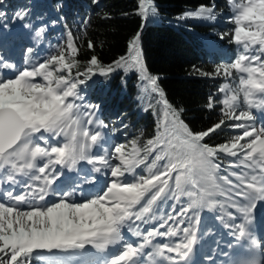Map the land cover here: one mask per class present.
Here are the masks:
<instances>
[{
    "label": "snow or ice",
    "instance_id": "6c2138e0",
    "mask_svg": "<svg viewBox=\"0 0 264 264\" xmlns=\"http://www.w3.org/2000/svg\"><path fill=\"white\" fill-rule=\"evenodd\" d=\"M138 7L144 9L142 15L147 19L144 0H139ZM235 7L238 11L232 20L235 25L232 42L240 46L241 50L233 62L217 66L214 73L202 74L231 76L235 70L241 74L239 91L243 92L249 107H264V100L257 104L252 99L257 93L264 95V61L261 60L264 55V0H246V3L241 0ZM185 15L214 18L212 8L203 5ZM17 17L23 19L21 13H17ZM43 31L42 27L35 35L40 36ZM139 43L140 35L137 33L129 41L127 57H120L114 65L103 66L93 56L87 71L77 73V76H90L94 67L101 75H107L116 68L131 65L143 73V78L154 91H158V77L150 75L143 65ZM255 45H259L255 49L258 55L250 51ZM67 47L69 55L73 57L72 62L66 60L61 50L58 55L49 56L31 71H20L11 79L0 77V170L7 169L3 180L16 184V174L28 175L35 169L30 177L31 182L23 185L24 191L14 194L15 190L12 189L4 193L12 203L0 202V264H31L34 253L40 254L38 258L43 259L45 264H72L73 257L81 259L82 264H95L91 259H84L93 256L91 251L86 250L88 246L105 251L110 245L123 240L122 228L126 222L147 223L146 216L152 219L149 214L158 200L169 196L176 201L180 195L191 197V204L181 207L174 216L162 218L157 227L143 234L137 231L136 235L142 236L141 242L135 245L126 242L121 244V249L115 252L113 258L105 261V264H142L140 258L145 256L144 249L152 246V240L157 236H176L189 208L204 206V196L211 194L209 188L217 187L214 173L221 167L214 162L217 153L237 157L229 167L251 170L231 172L230 175L236 178L235 182L228 175L219 178L229 185L231 206L243 213L244 220L248 221L256 201L264 199V127L257 128L247 123L253 119L249 111L236 113V94L222 101L226 106L224 117L207 130L197 133H193L168 101L163 100V131L155 140L147 141L145 155H140L141 150L135 141L131 142L130 152H125L126 145L120 144L114 148L111 159L119 161L114 164L106 148L102 155L89 153L92 145L102 140L103 136L98 131L90 134L81 124L85 116L88 117L87 124L92 123V113L86 110L81 114L80 105L75 103L80 98L76 91L77 84L85 81L55 76L50 67L56 65L59 70L67 69L70 75L76 63L74 56L78 48L71 40ZM88 47H93L91 41ZM27 51L31 52L32 49ZM5 67L12 65L0 62V68ZM37 76L47 83H33L32 78ZM226 88L227 85L220 90L225 91ZM159 95L163 98V91H159ZM69 97L73 99L70 101ZM206 106L213 107L211 96ZM88 108L94 109L95 106L89 105ZM225 117L236 123L227 125ZM222 126L242 129V133L216 146L203 142L217 130H222ZM45 134H50L53 139L63 136L66 142L62 146H49V135ZM34 141L43 142L44 146ZM153 151H157L154 161L146 164L148 155ZM38 157H46L47 160L37 168L35 161ZM161 160L166 162L157 167L156 161ZM80 161L92 165L93 173H101L102 169H106L104 175L108 179L98 193L78 201L74 198L77 187L61 190L58 186L53 190L51 186L63 175L65 167L75 169ZM57 165L60 166L59 171ZM140 165H146L147 175L136 176L132 181L121 179L125 173L134 174ZM80 179L89 185H95L97 180L94 175L82 176ZM201 179L208 182L207 187L201 184ZM185 184H190L191 190L185 192ZM50 192L57 198L47 200ZM241 198L247 201L246 205L238 202ZM21 205H27V210ZM207 207L211 209L213 204L208 203ZM228 215L235 220L232 213ZM188 219L191 221L189 226L182 229L184 240L174 245H155L153 251L146 254L150 264H156V257H163L168 264H179L180 260L187 259L196 240V226L200 223V217L194 213ZM169 221H173V224L169 225ZM136 227L138 229L139 225ZM224 227L232 229L231 234L237 241L246 237L245 223L224 224ZM161 228H165V231H160ZM165 251L175 253V256H166ZM230 264H260V261L251 254L233 260Z\"/></svg>",
    "mask_w": 264,
    "mask_h": 264
},
{
    "label": "trees",
    "instance_id": "16d2710c",
    "mask_svg": "<svg viewBox=\"0 0 264 264\" xmlns=\"http://www.w3.org/2000/svg\"><path fill=\"white\" fill-rule=\"evenodd\" d=\"M144 2L147 19L142 15L144 9L138 7L139 0H2L0 3V13H3L0 23L7 28L18 26L20 30L16 38L10 39V46L19 43L24 52L29 48L34 52L36 49L31 41L34 33L47 27L44 43L54 47L51 55H58L63 50L66 60L72 62L67 47L72 41L78 53L74 56L76 63L70 75L67 69L59 70L56 65H51L54 75L85 81L77 86L93 84L92 98L104 100V104L100 103L102 120L115 142L126 145L124 151L130 152L131 142L135 141L141 156L145 155L147 141L155 140L163 131V100L168 101L193 133L218 123L226 110L222 101L233 94L237 95L236 113L239 107H245L235 70L231 76L202 74L214 73L217 66L228 64L235 56L234 31L185 15L198 10L201 5L214 9L218 15H228L233 0ZM17 13H21L23 19L18 18ZM137 33L142 63L150 75L158 77V91H154L143 73L131 65L116 68L107 75H101L94 67L90 76H77V73L87 71L93 56L103 66L114 65L120 57H127L129 41ZM89 41L92 48L88 47ZM225 85L226 90L221 91ZM159 91H163V98ZM209 96L212 97V108L206 106ZM225 122L233 124L226 117ZM237 134L241 132L222 126V130H217L203 142L216 146ZM157 151L148 155L146 164L154 161ZM217 157L222 163L230 164L222 155L217 154ZM135 170L139 175H147L146 165Z\"/></svg>",
    "mask_w": 264,
    "mask_h": 264
},
{
    "label": "rangeland",
    "instance_id": "374dc122",
    "mask_svg": "<svg viewBox=\"0 0 264 264\" xmlns=\"http://www.w3.org/2000/svg\"><path fill=\"white\" fill-rule=\"evenodd\" d=\"M238 2H241V0H233L232 9L228 15H224V14L218 15L215 12V10L212 9L214 18H209V19L201 18V22L205 23V24H210V25L215 24V25H219V26L229 27L230 29H232L234 31L235 25L232 22V20H233L234 15L238 11L235 7L236 3H238ZM242 2L246 3V0H242ZM45 31H46V29H44V31L41 33L40 36H36L35 35L36 33H34L33 38L31 39V41H33V47L36 50L34 52H28L27 50L24 52L22 49V45H20L19 43H14L13 46H10L8 44L12 37L16 38L20 34V30L18 29V26L7 29L2 24H0V51H2V53H3L4 49L7 50L6 54L8 56V63L10 64V62H13V61H15V63H16V64L13 63L14 66H16V68H15L16 74L11 78H15L16 75H18V73L20 71H23V70L31 71L34 67L38 66L39 63H42L46 56H49L53 53L54 47L50 43H44L43 35H44ZM236 46H237V49H236L235 56L232 57L231 59H229L228 63L233 62L234 59L237 57L238 52L241 50L240 46H238L237 44H236ZM258 48H259V45H255L253 47V49L250 51L252 52V54L258 55L259 53L255 51V49H258ZM261 60L264 61V55L261 56ZM235 73L238 75V77H240V75H241L240 73H238L236 71H235ZM11 78H9V79H11ZM32 82L37 83V84H46V82L43 80V78L41 76H37V77L32 78ZM89 84H87L85 86L84 85L77 86L76 91L79 93L80 98L76 99L75 103L80 105L79 112L81 114H83L86 110L88 112L92 113V116H91L92 124L95 125V127H98V125L100 126L99 118H101V116H102V109L100 107V103L104 104L105 102L103 99L96 100V99L92 98V93H93L94 87H93V84H90V85ZM68 99L71 101L73 98L69 97ZM252 99L254 101L258 100V99H259V101H261V100H264V95L257 93L254 97H252ZM235 104L236 103L234 102V105ZM89 105H94L95 108L94 109L88 108ZM239 109L240 110L237 112V114L241 111H249L251 113L253 119L251 121H248L247 123L255 125V127H257V128L262 124V121L259 118H257V112L258 111H257V108H255V106L249 107L248 103L246 102L245 107H239ZM87 119H88V117H86V116L82 118V120H81L82 126L86 127ZM233 123H236V121H233ZM90 125L91 124H87L88 131H90ZM263 127H264V125H263ZM235 130H239L242 133V129H235ZM94 132H96V131H93L91 133H94ZM103 133H104V137L107 140V142H105L104 140L103 141L100 140L99 144H98V148L96 151H97V154H102L103 149L106 148L108 150V156L111 159L113 156V153H114V148H115V146H118V143L115 142V139L112 137V134H110V132L108 131V129L105 128V126H104ZM45 135H49V146H52V145L62 146V143L66 142V139L63 136L53 139L50 134H45ZM34 142L41 144V142H39V141H34ZM241 142H243V141H241ZM103 143H107L108 145H104ZM41 146H44V145L41 144ZM217 154H220L223 157L229 159L230 163L232 161L237 160V157H232V156L227 155L225 153H217ZM46 160H47L46 157L45 158L38 157L35 161L37 168L40 166H43L46 163ZM111 162L114 164L119 163V161H117L115 159H111ZM165 162H166L165 160L159 161L157 164V167L162 166ZM214 162L219 163L221 165V167L214 173V176L216 178L215 183H218V188H219V190H221L220 191L221 193L219 194V196H216L213 194H210V195L206 194L204 196V206L189 208L187 216L184 218V223H186L184 227L189 226L191 221L188 219V217H192L194 213L195 214H198V213L202 214V216L204 218V220H203L204 225H207L210 218L214 221L216 219L218 220V217L223 218L221 220L222 223H224L226 218H228L229 220L234 222L233 217H230L228 215V213H232L233 216L235 217V219L238 216L236 214L237 209L233 208L231 206V202H229V201H231L229 199V195H228L229 185H227L224 181L220 180L219 178L221 176L228 175L229 179H231L235 182L236 178L234 176L230 175L231 172L251 171V170L250 169H243V168L229 167L230 164L222 163L217 156L214 158ZM6 172H7V169L0 170V177L1 176L4 177ZM34 173H35V169L33 170V172L31 174H34ZM146 174H148V173H146ZM16 175L17 176H15V177H17V178L27 176L24 174H16ZM142 175H144V174H142ZM136 176H139V173H136V171H135L134 174L125 173V176L122 177L121 179L126 180V181H132L133 179L136 178ZM107 179H108V177L106 178L105 182L107 181ZM75 182H76V180L73 181V183H75ZM105 182L101 185L102 188L104 187ZM200 182H201V184H204L207 187L208 182L205 179H201ZM71 186H73V184L70 185V187ZM183 187H184V191L187 192V191L191 190L192 186L190 184H185ZM209 191H210V188H209ZM56 198L57 197H54L52 200H54ZM233 198L236 199L235 197H233ZM145 199H147V197ZM191 201H192V198L187 196V195H180L178 201L171 198V196H169L167 198H162V199L158 200L153 205L152 212L150 214L152 215L156 212L159 213L160 211H163V213H167L166 211L168 209H172V210L174 209L176 212H178L181 207H187L189 204H191ZM238 202L241 203L242 205H246L245 203H243L241 201V199ZM208 203L213 204V207L211 209H209L207 207ZM122 241H124V239ZM86 250H91L93 252L97 251V249L91 248L90 246H88V248ZM39 255L40 254H38V253H34L31 262H35L36 264H45V261L43 259L38 258ZM79 260H81V259H79L78 257H73L72 264H74L75 262H78ZM91 260L94 261L95 259H91Z\"/></svg>",
    "mask_w": 264,
    "mask_h": 264
},
{
    "label": "bare ground",
    "instance_id": "6f19581e",
    "mask_svg": "<svg viewBox=\"0 0 264 264\" xmlns=\"http://www.w3.org/2000/svg\"><path fill=\"white\" fill-rule=\"evenodd\" d=\"M255 102H257V103H259L260 101H259V99L258 100H255ZM255 108H257L258 110H259V112H257V118H259L261 121H262V124L259 126V127H263V125H264V107H258V106H255ZM263 111V112H262ZM88 126H87V124H86V128H87ZM258 127V128H259ZM103 129H104V124L102 123V122H100V126L98 125V127H95V125H93L92 123H91V125H90V134H91V132H93V131H98V132H100L101 134H102V136H103V139H102V141L104 140L105 142H107V140L105 139V137H104V133H103ZM100 141V140H99ZM99 141H98V143H96V144H93L92 145V147L90 148V150H89V153L92 155H98L97 154V148H98V144H99ZM37 143V142H36ZM104 145H108L107 143H103ZM93 150H95V152L93 151ZM103 154V153H102ZM101 154V155H102ZM29 175H31V174H29ZM216 185H217V187H214V188H210V192H211V194H213V195H216V196H219V194L221 193L220 191L221 190H219V188H218V183H216ZM24 188H22V190H23ZM4 198H6L5 196H4ZM234 199V198H233ZM241 201L243 202V203H245V204H247V201H244L242 198H241ZM143 202V201H142ZM229 202H231V201H229ZM140 206L138 205L137 206V208H139ZM264 209V199H260V200H257L256 201V203H255V206H254V208L252 209V212H251V216L248 218V221H245L244 220V214L243 213H240V212H238L237 214L238 215H240L242 218H240L241 220H242V222L243 223H245V228H249V227H251V226H256V225H260V223L259 222H261V224H263V222H264V220H262V219H260V221H259V219L256 217V213L257 212H261V210H263ZM253 210H255V212H253ZM198 215H199V217H200V223H199V225L198 226H196V240H195V242H194V244L193 245H195L196 247H198L200 244H201V246H200V250L201 249H204V246H203V243L205 242V238L202 240V242L200 241V238H198V232H200L201 230H200V228H201V225L203 224V220H204V218H203V216H202V214L201 213H198ZM146 218V217H145ZM135 224H138V222H135ZM185 224L186 223H184L183 224V227L185 226ZM181 233H182V231H181ZM207 240H209V239H207ZM206 240V241H207ZM263 240H264V236H263ZM121 244H123V243H118V244H116V245H110L108 248H107V250H105V251H100V250H97L96 252H93V251H91V250H89V251H91V253L93 254V256H91V257H86V258H84V259H98L99 261H100V264H105V261H107V260H109V259H111V258H113V256H114V254H115V252H117V251H119V249L121 248ZM177 244V243H176ZM193 245H192V247H193ZM197 249V248H196ZM196 249L194 250V255L196 256L197 255V253H198V251H196ZM177 259H179V258H177ZM180 261H182V260H180Z\"/></svg>",
    "mask_w": 264,
    "mask_h": 264
}]
</instances>
